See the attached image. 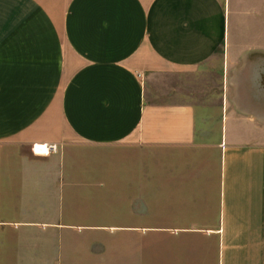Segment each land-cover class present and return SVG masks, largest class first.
<instances>
[{
  "label": "crops",
  "instance_id": "0c3cea01",
  "mask_svg": "<svg viewBox=\"0 0 264 264\" xmlns=\"http://www.w3.org/2000/svg\"><path fill=\"white\" fill-rule=\"evenodd\" d=\"M0 264H264V0H0Z\"/></svg>",
  "mask_w": 264,
  "mask_h": 264
},
{
  "label": "built area",
  "instance_id": "2783aa9c",
  "mask_svg": "<svg viewBox=\"0 0 264 264\" xmlns=\"http://www.w3.org/2000/svg\"><path fill=\"white\" fill-rule=\"evenodd\" d=\"M49 150L51 152H56L58 150V147L57 145L52 144V145H49Z\"/></svg>",
  "mask_w": 264,
  "mask_h": 264
},
{
  "label": "rangeland",
  "instance_id": "374dc122",
  "mask_svg": "<svg viewBox=\"0 0 264 264\" xmlns=\"http://www.w3.org/2000/svg\"><path fill=\"white\" fill-rule=\"evenodd\" d=\"M176 82H178V81H174L175 84H176Z\"/></svg>",
  "mask_w": 264,
  "mask_h": 264
}]
</instances>
